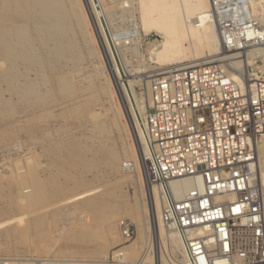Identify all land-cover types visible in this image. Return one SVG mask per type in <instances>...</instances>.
I'll return each mask as SVG.
<instances>
[{"label":"built area","instance_id":"built-area-1","mask_svg":"<svg viewBox=\"0 0 264 264\" xmlns=\"http://www.w3.org/2000/svg\"><path fill=\"white\" fill-rule=\"evenodd\" d=\"M207 17L221 42L218 58L151 75L147 109H133L129 121L139 137L145 180L159 191L161 222L181 242V258L172 264H264V193L256 154L264 134V69L253 68L261 57L246 72L232 65L247 49L264 45V24L251 0H209ZM118 229L121 241L106 257L59 264H139L124 250L134 239L130 220L121 218ZM51 260L0 255V264Z\"/></svg>","mask_w":264,"mask_h":264},{"label":"bare ground","instance_id":"bare-ground-1","mask_svg":"<svg viewBox=\"0 0 264 264\" xmlns=\"http://www.w3.org/2000/svg\"><path fill=\"white\" fill-rule=\"evenodd\" d=\"M79 1L70 0L69 12H64L61 9L62 0H0V55L8 64V67L4 68L3 74L0 75V81L6 82L12 90L17 87L15 91L20 98L34 95L37 100L43 99L44 94L36 90V82L18 81V76L15 77L16 71L13 64L17 59L32 64L41 63L40 57L34 53L33 40H40V43L51 41L52 45L46 46V48L48 54L56 58L62 53L64 45L68 48L71 47V41L63 40L67 27L65 24L70 15L75 18L79 28H85L88 35L87 41L95 48L98 58L95 68L98 72L102 69L100 74L103 77L100 90L107 103L104 113L109 115L114 123H118L119 119L121 122L123 114L126 119L128 118L127 120L133 119V109L142 113L147 109L146 104H148L147 101L145 105H141L139 100L144 102L146 99L138 97L139 95H135L132 90V86L134 90L141 86V77L135 75L132 79L128 78L125 65L120 58L121 51L116 42L117 38L107 36L103 21L109 27L111 12L103 10L100 0H96L98 3L95 0H83V7ZM131 3L135 5L133 16L137 21L133 27L134 36L139 39L140 36L150 34V32H155L158 35L157 39L147 43L146 49L149 61L154 63L157 68L141 70L140 72L144 73L143 78H149L151 75L173 67L206 64L217 59L222 52L216 25L207 17L209 0H132ZM251 6L259 22L264 24V0H251ZM28 22H31L33 27L34 38L29 36ZM90 28H93L97 33L96 37ZM115 44L118 45L119 50ZM93 50L92 48L91 51ZM256 57H261L264 62V45L258 44L247 49L242 55V59H234L232 65L246 72L247 65L253 64ZM103 62L106 63L123 104L118 102L109 76L104 73L103 67H99ZM260 68H264V66ZM148 72L150 74H146ZM232 75L236 78V74ZM117 77L124 81L123 85L117 84ZM46 80L43 78L44 82ZM56 80L61 89L69 87L68 79L65 76L59 75ZM132 82L134 83L132 84ZM145 82L148 88L149 79ZM129 86L134 97L132 101L128 96L127 87ZM90 106L87 101L82 100L75 108L82 114L80 115L81 119H87L92 134L88 137L87 143L78 142L75 138L69 139V168L75 169L82 166L85 169H91L103 166L110 171L117 172L119 170L118 162L121 156H124L128 161L123 164L128 165L129 172L136 175L135 180L138 186L141 183H146L141 192L142 197L137 200L136 204H130L121 192L118 193L117 187L122 179H129L131 175L123 176L122 179L116 180L112 187L100 192L87 189L75 193L72 188L78 189L82 181L70 170L60 173L71 182L69 188L62 187L63 185H59L53 179L50 180V183L54 184L47 192L45 182L39 177L35 167L29 161L30 165L23 166L25 169L19 167L17 170L20 176L23 174L25 177L22 175L17 179L8 178L6 189L9 191L0 186V202L7 200L0 206V239L13 238L14 242L19 243L48 235V231L42 230V227L47 216H55V211L47 212L46 215H35L28 220L23 219L22 215H28L40 203L47 201L49 195L50 198H58L59 195L67 194L69 191L70 195L67 200L73 202L69 206L70 208L68 207L69 211L84 213L80 222L74 223L81 227L79 235L93 244V248L88 253L89 256L104 258L108 249L117 245L119 235L116 230V222L121 215L120 217L128 216L137 231L136 239L124 246L128 260H138L139 264H157L153 253L155 254L156 246L160 243L162 246L164 245L165 256L161 254L164 258L161 256L159 264H172L173 261L181 258V242L177 234L168 230L161 222L159 191L154 185L148 184L145 175L141 174L139 137L136 131L134 128H130L134 132L137 147L133 145H124L120 149L114 147L107 141V128L103 120L100 119L101 113H97ZM256 154L257 179L264 193V134L257 143ZM184 184L187 185V181H184ZM17 210H22L23 213L18 215ZM63 224L65 225V223ZM51 261L53 262V260Z\"/></svg>","mask_w":264,"mask_h":264},{"label":"rangeland","instance_id":"rangeland-1","mask_svg":"<svg viewBox=\"0 0 264 264\" xmlns=\"http://www.w3.org/2000/svg\"><path fill=\"white\" fill-rule=\"evenodd\" d=\"M100 1L103 10L111 12L109 27L105 26L106 32L110 30V34L114 35L111 37L117 38L116 42L120 46L121 51L120 58L125 65L128 78L132 79L135 75L137 76V72H139L138 76L141 77L142 73L140 71L143 69L147 71L157 68L154 63L149 61L146 49L147 43L157 39L158 35L155 32H150V34L140 36L139 39L134 36L133 27H135L137 21L135 16H133L135 14L133 13L135 5L131 3L132 0ZM69 4L70 0H62L61 9L64 12H69ZM79 4L83 7V0H80ZM65 25L67 27L63 40L67 39L71 41L72 46L68 48V46L64 45L62 53L57 58L48 54L46 46H51V41L48 40L40 43V40H33L34 53L40 57L41 63L32 64L28 61L17 59L13 64L16 71L15 77L16 75L18 76V81L23 82L27 80L36 82V90L44 94L42 96L43 99L37 100L34 98V95L20 98L19 94L15 91L17 87L12 90L6 82L0 81V186L6 189L8 178L17 179L18 176L21 178L23 174L21 172L22 175L20 176L17 170L19 167L22 168L23 166L30 165V161L39 177L45 182L47 192L54 184L50 183V180L53 179L59 185H63L62 187L69 188L71 182L60 174L61 172H69V170L82 181L78 189L72 188L75 193L87 189L100 192L103 189L112 187L113 183L118 179H122L123 176L131 175L129 179H122L119 187H117L118 189H116L118 193L121 192L130 204H136L137 200L142 197L141 192L146 183H141L138 186L135 180L136 175L122 166L123 162L128 161L124 156H121L118 162L119 170L117 172L110 171L103 166L92 167L91 169H85L82 166L75 169L69 168V139L75 138L78 142L87 143L88 137L92 134L89 130L90 127L87 119H81L80 115L82 114L79 113L80 111L75 110L77 104L82 100L87 101L94 111L101 113L100 119L103 120L107 128L106 138L109 144L120 149L124 145L137 147V142L133 135V130H131L130 121L127 120L128 118H125L124 114L122 115L124 118L121 117V122L119 119L118 123H114L112 118L104 113L107 103L100 90V83L103 77L100 74L102 69L100 72L96 71L95 65H97L98 58L93 44L90 45L87 41L88 35L85 28H79L75 18L70 15ZM28 26H30L29 36L34 38L35 35L32 31L31 22H28ZM96 34L93 30L95 37L97 36ZM107 36H109V32H107ZM95 43L98 48L97 42ZM117 44L115 45L119 50ZM92 48L94 49L93 51H91ZM263 64L264 62L260 58V61L254 64V70H260V67L264 66ZM6 67H8V64L0 55V75L3 74ZM99 67H103L104 73L109 76L118 102L123 104L124 102L121 101L106 63L103 62ZM146 74H150V72ZM59 75H63L68 79L69 87L66 89H61L60 85L56 82V78ZM43 78L47 79L46 82L43 81ZM147 79L149 78H142L141 86L139 88L136 87L135 90L132 86L135 95H139L138 97L141 96L144 99H146L147 86L145 81ZM127 90H129V93L127 92L129 100L132 101L134 97L130 86L127 87ZM121 93L123 92L121 91ZM146 100L144 102L139 100V103L145 105ZM140 171L144 176L141 164ZM23 177L25 176L23 175ZM6 190L9 191V189ZM68 192L67 194L59 195L58 198H50L49 195L48 199H46L47 201L40 203L28 215H22L23 219L28 220L35 215L55 211V216H47L46 222L42 227V230L48 231V235L41 236L40 238L35 237L32 241L25 240L19 243L14 242L13 238H1L0 255L27 256L30 254L54 259L53 262L50 261L51 264H59L60 260L65 259L98 260L102 258L89 256L88 253L93 248V244L79 235L81 227L74 223L80 222L84 213L78 211L72 213L69 211L68 207L73 202L67 200V197L70 195ZM5 201L7 200H2L0 206ZM16 212L18 215L23 213L22 210H17ZM120 216L117 221L121 218L129 219L128 216ZM60 217L64 218L61 219ZM130 222L134 230V239H136L137 231L135 225L131 220ZM116 223V230L119 235L117 239L118 245L121 238L118 222ZM114 247H110L106 254H109ZM163 247L164 245L157 244L156 252L155 254L153 253V258L156 257L157 264L160 263L161 256H165Z\"/></svg>","mask_w":264,"mask_h":264}]
</instances>
